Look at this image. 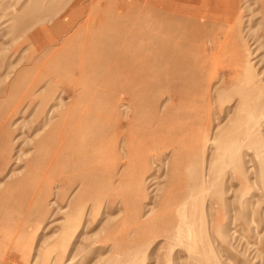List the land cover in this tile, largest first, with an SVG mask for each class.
Returning <instances> with one entry per match:
<instances>
[{"label":"rangeland","instance_id":"1","mask_svg":"<svg viewBox=\"0 0 264 264\" xmlns=\"http://www.w3.org/2000/svg\"><path fill=\"white\" fill-rule=\"evenodd\" d=\"M255 94L264 0H0V264H264Z\"/></svg>","mask_w":264,"mask_h":264},{"label":"bare ground","instance_id":"2","mask_svg":"<svg viewBox=\"0 0 264 264\" xmlns=\"http://www.w3.org/2000/svg\"><path fill=\"white\" fill-rule=\"evenodd\" d=\"M259 98V96L257 95V94H255V97H253V102L255 103L256 102V104H261L262 105V107L261 108H257L256 109V115H255V118H256V120H258L259 121V124H257V125H261L262 124V120H261V118H263L264 117V111H263V108H264V97H261L258 101H256L257 99ZM262 109V110H261ZM252 119V118H251ZM256 120H254V122H255V125H256ZM264 121V120H263ZM75 131V130H74ZM67 142H68V144H69V150H70V153H68V155L71 157V158H75L76 157V154H77V151H76V140H75V137H74V135H70V137H67ZM74 147H75V149H74ZM76 164H79L78 166H74V164H73V166H74V168L72 169V170H70V173L72 174V175H74L75 177H76V179L77 180H84L83 178V175H82V172L84 173V161L83 162H77ZM75 164V165H76ZM207 172H209V171H207ZM203 187V186H202ZM206 191V190H205ZM190 204V203H189ZM184 207V206H183ZM182 207V208H183ZM180 210H181V208H180ZM181 212V211H180ZM187 212H188V210H187ZM182 213V212H181ZM192 214V213H191ZM186 215V214H185ZM188 216V215H187ZM191 216V215H190ZM186 217V216H185ZM193 217V216H192ZM180 218H182V216L180 217ZM189 218V217H188ZM183 219V218H182ZM193 219V218H192ZM185 220V219H184ZM190 220V219H189ZM180 221H182V220H180ZM190 222V221H189ZM193 222V221H192ZM217 223V222H216ZM190 224V223H189ZM182 229V228H181ZM188 229V228H187ZM191 232V231H190ZM186 238V237H185ZM183 239H184V237H183ZM188 239V238H187ZM187 243V242H186ZM196 248V247H195Z\"/></svg>","mask_w":264,"mask_h":264}]
</instances>
